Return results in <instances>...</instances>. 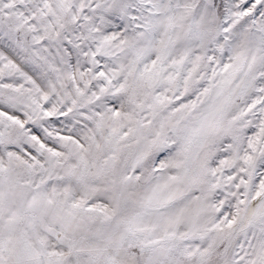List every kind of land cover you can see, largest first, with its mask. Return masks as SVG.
Segmentation results:
<instances>
[{
	"label": "snow or ice",
	"instance_id": "6c2138e0",
	"mask_svg": "<svg viewBox=\"0 0 264 264\" xmlns=\"http://www.w3.org/2000/svg\"><path fill=\"white\" fill-rule=\"evenodd\" d=\"M0 264H264V0H0Z\"/></svg>",
	"mask_w": 264,
	"mask_h": 264
}]
</instances>
